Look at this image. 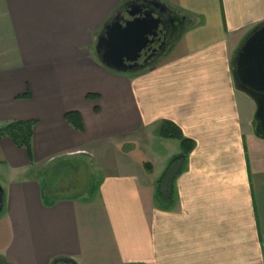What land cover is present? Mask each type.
Returning a JSON list of instances; mask_svg holds the SVG:
<instances>
[{
    "label": "crops",
    "instance_id": "obj_1",
    "mask_svg": "<svg viewBox=\"0 0 264 264\" xmlns=\"http://www.w3.org/2000/svg\"><path fill=\"white\" fill-rule=\"evenodd\" d=\"M130 1L0 0V129L33 123L28 152L0 136V264H264V140L230 72L264 0H157L187 17L179 39L149 68L119 75L92 49ZM162 121L194 143L170 211L153 204L179 152L157 136ZM67 160L94 183L43 199L40 174Z\"/></svg>",
    "mask_w": 264,
    "mask_h": 264
},
{
    "label": "water",
    "instance_id": "obj_2",
    "mask_svg": "<svg viewBox=\"0 0 264 264\" xmlns=\"http://www.w3.org/2000/svg\"><path fill=\"white\" fill-rule=\"evenodd\" d=\"M173 12L177 11L157 0H133L121 5L96 35L92 50L97 63L119 75L149 68L153 64L151 58L155 60L162 57L172 45L159 56H148L140 64L138 61L164 30V17ZM183 21L185 23L187 17L183 16ZM230 72L235 90L254 104L253 135L264 140V22L254 26L241 40L234 51ZM4 200V190L0 186V215ZM51 264L70 263L68 260L56 259Z\"/></svg>",
    "mask_w": 264,
    "mask_h": 264
},
{
    "label": "trees",
    "instance_id": "obj_3",
    "mask_svg": "<svg viewBox=\"0 0 264 264\" xmlns=\"http://www.w3.org/2000/svg\"><path fill=\"white\" fill-rule=\"evenodd\" d=\"M92 98L94 97L87 96V99ZM65 121L77 130H81L80 123H77L75 114H66ZM32 126L33 123L31 122L10 123L0 129V136L9 137L17 148L28 152ZM157 136L161 139L176 141L179 146L178 154L168 160L161 175L154 183V206L163 211H170L176 202L175 181L184 171L188 156L194 149V143L185 138L181 131L169 121H162L160 123L157 129ZM141 165L147 173H151L152 167L149 162L143 159ZM69 263L74 264L72 261H69Z\"/></svg>",
    "mask_w": 264,
    "mask_h": 264
},
{
    "label": "rangeland",
    "instance_id": "obj_4",
    "mask_svg": "<svg viewBox=\"0 0 264 264\" xmlns=\"http://www.w3.org/2000/svg\"><path fill=\"white\" fill-rule=\"evenodd\" d=\"M171 142H173L172 144H174L176 148L178 147L176 141ZM168 153H170V150H168ZM159 166L160 168L162 167V165L156 164L157 169H159ZM18 172L20 171H17L16 173L19 174ZM14 175L15 174H13V176ZM40 175H42V180L44 182L42 184L43 199H49L52 197H77L84 192L88 178H90L89 182H91V184L94 183L91 180L93 175H90V170H87L85 165L75 160L61 161L57 164L51 165Z\"/></svg>",
    "mask_w": 264,
    "mask_h": 264
},
{
    "label": "flooded vegetation",
    "instance_id": "obj_5",
    "mask_svg": "<svg viewBox=\"0 0 264 264\" xmlns=\"http://www.w3.org/2000/svg\"><path fill=\"white\" fill-rule=\"evenodd\" d=\"M164 18V30L157 35L153 44L149 45L145 52L141 54V58L138 61L139 64L148 56H159L166 51L186 25L183 21V15L178 12L167 14ZM159 58L154 60V57H152L151 61L155 63Z\"/></svg>",
    "mask_w": 264,
    "mask_h": 264
}]
</instances>
